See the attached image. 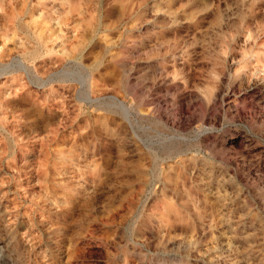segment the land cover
Listing matches in <instances>:
<instances>
[{"label": "rangeland", "instance_id": "obj_1", "mask_svg": "<svg viewBox=\"0 0 264 264\" xmlns=\"http://www.w3.org/2000/svg\"><path fill=\"white\" fill-rule=\"evenodd\" d=\"M0 264H264V0H0Z\"/></svg>", "mask_w": 264, "mask_h": 264}]
</instances>
